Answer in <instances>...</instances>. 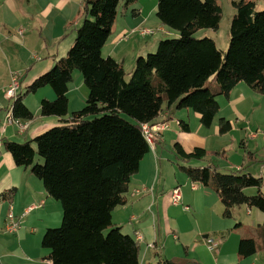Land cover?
<instances>
[{"label": "trees", "instance_id": "trees-1", "mask_svg": "<svg viewBox=\"0 0 264 264\" xmlns=\"http://www.w3.org/2000/svg\"><path fill=\"white\" fill-rule=\"evenodd\" d=\"M137 1L84 0L72 47L13 103L15 118L33 119L25 96L51 86L56 98L42 100L41 115L63 117L68 114L69 83L75 70L82 73L89 90L85 107L73 112L71 120L31 141L4 143L16 164L30 166L48 194L62 204L61 226L49 228L42 240L51 250L53 264H141L139 241L113 226L112 213L126 202L131 178L151 150L143 123L155 121L167 104L193 109L201 123L211 127L220 109L217 96H229L239 82L264 95V9L254 0L233 3L236 12L225 52L213 38L196 37L201 29H219L224 12L220 0H158V19L178 30L180 37L162 39L156 52L139 56L127 78L123 64L105 57L102 50L121 3ZM213 76L215 89L206 86ZM219 124L221 133L232 128L225 118ZM184 128L188 129L186 124ZM175 146L185 161L208 157L204 148L187 152L179 143ZM185 170L192 180L218 194L225 216L242 204L264 212L261 177L242 169L223 172L213 164ZM249 187L259 191L247 195L244 190ZM258 248L255 238H243L239 254L248 257ZM163 264L187 263L168 259Z\"/></svg>", "mask_w": 264, "mask_h": 264}, {"label": "crops", "instance_id": "crops-1", "mask_svg": "<svg viewBox=\"0 0 264 264\" xmlns=\"http://www.w3.org/2000/svg\"><path fill=\"white\" fill-rule=\"evenodd\" d=\"M83 1L0 0V264H53L51 250L43 246L42 240L49 228L61 226L62 204L48 194L43 181L30 166L16 164L4 143L7 140L31 141L44 131L71 120L74 76L79 82L77 89L86 84L75 71L69 83L68 114L63 117L41 115L42 100L56 98L51 86L26 95L24 103L34 118H18L20 123L27 125L24 131L6 121L15 101L8 97L7 91L16 75L20 82L18 95L23 94L37 77L67 54L74 44L76 29L82 23L79 11ZM220 1L224 9L227 4L232 5L235 13L233 3L240 0ZM254 1L259 9L263 8V0ZM121 5L113 32L102 52L105 57L112 56L122 63L125 70L126 61H132V69L126 70L129 78L136 59L145 55L144 49L150 43L157 49L162 39L154 37L155 41L138 45L125 37L150 25L163 34H172L175 29L158 19V0H138L128 6L123 2ZM208 36L220 47L216 37ZM245 84L239 82L229 96L217 98L220 109L211 127L201 123L194 131L193 120L201 122L200 114L193 109H178L175 105L165 104L155 119L167 121L169 127L143 157L139 171L132 176L125 194L126 202L112 213L113 226L121 227L123 233L139 241L141 264H163L168 259L187 264H264V212L242 204L225 216V205L218 194L200 181L192 180L185 170V167L212 164L223 172L242 169L262 178L264 192V95L252 93ZM221 118L231 122L230 131L220 132ZM185 124L188 129L184 128ZM176 143L187 152L204 148L208 157L199 159L195 166L180 165ZM37 161L43 162L39 156ZM178 186L182 190V203L175 205L172 191ZM244 191L247 195H255L259 188L249 187ZM29 206L34 208L23 216ZM11 212L20 221L15 232L4 230ZM243 238L257 240L256 253L248 257L239 254Z\"/></svg>", "mask_w": 264, "mask_h": 264}, {"label": "rangeland", "instance_id": "rangeland-1", "mask_svg": "<svg viewBox=\"0 0 264 264\" xmlns=\"http://www.w3.org/2000/svg\"><path fill=\"white\" fill-rule=\"evenodd\" d=\"M262 1V0H259V2ZM224 2H227L226 0H224ZM263 5H264V2H263ZM122 7V5H120V8ZM122 9V8H121ZM261 9H264V6L263 8ZM236 10V9H235ZM234 8L232 5H229L227 4L225 6V9H224V12H223V18H222V21L220 23V27L219 29L217 30H214V29H201L199 30L197 33H196V37H201V36H208L211 35V36H214L217 38V42L219 44V48L221 50H223L224 52L228 49V46H229V39H230V24H231V20L234 16ZM153 17V15H152ZM155 17V18H154ZM154 17L153 19L156 20V15L154 14ZM151 27L147 26V28H152L154 25H150ZM155 28V33L152 34V35H146V36H143L141 35L140 31H138V29L135 30V33H131L129 36L127 35L125 38L127 39H130V40H133V41H136L139 45V43H142L143 44H146V41H155L154 37H157V38H161V39H166V38H178L180 37V32H177V34H175V32L177 30H174L175 32H173L172 34H163L161 32H159V29L157 27H153ZM152 28V29H153ZM72 31H70L71 33ZM210 37V36H209ZM126 39V40H127ZM227 42V43H226ZM157 49H153V46L152 44L150 43V45H148L147 48L144 49V51H146V53H144L145 55L143 56H146L148 53H154L156 52ZM132 61H129V59L126 61V70L130 71L132 69V64H130ZM125 68V67H124ZM131 68V69H130ZM76 73L80 76V78L82 79V73L79 71V70H75ZM74 71V72H75ZM72 82V81H71ZM78 81H77V77L74 76V82L72 84L73 86V91H72V98L74 99L73 100V103L71 105V115L73 114V110H81L82 108L85 107L86 105V102H87V98H86V94L88 95L89 93V90L87 88V86H83L82 89H77L76 87L78 86ZM216 79L215 77H211L209 79V81H207L206 83V86L207 87H210L212 89H215L216 88ZM246 85V84H245ZM248 87V86H247ZM249 91H251L252 93L256 94V95H261V93L259 92H256L254 91L253 89L249 88ZM84 91V92H83ZM82 94V96H81ZM224 96V95H223ZM222 95H219L217 96V98H221V99H224ZM88 97V96H87ZM193 130H197V128L200 127L201 125V122L200 120H193ZM202 127V126H201ZM213 138L215 139V136H213ZM167 150V149H166ZM176 151V150H174ZM209 152H213L212 150H209ZM176 155H177V151H176ZM178 156V155H177ZM176 160V159H175ZM179 164L181 165H187V166H195L198 162V160H191V161H184L183 159L179 158ZM177 171H179V169H177Z\"/></svg>", "mask_w": 264, "mask_h": 264}, {"label": "built area", "instance_id": "built-area-1", "mask_svg": "<svg viewBox=\"0 0 264 264\" xmlns=\"http://www.w3.org/2000/svg\"><path fill=\"white\" fill-rule=\"evenodd\" d=\"M138 31H140L141 35L146 36V35H152L155 33L154 29L143 27L139 28ZM126 36V35H125ZM20 87V82L19 79L16 75L13 76L12 82L8 88L7 95L9 98H15L18 95V89ZM7 123L9 124H16L20 128L21 131H24L27 128V125L22 124L19 122L18 118H15L13 115V108L9 110L7 118H6ZM169 127L167 121H153V122H148V123H143L142 125V130L143 134L149 143L151 148L155 147V144L157 143V140L159 136L163 133L165 129ZM136 192H139L136 190ZM182 190L178 186L172 191V202L175 205H179L182 203ZM34 207L29 206L24 212L23 216L29 213ZM20 221L16 219V216L14 215L13 212L9 214L8 221L6 223V226L4 227V230L7 232H15L19 228Z\"/></svg>", "mask_w": 264, "mask_h": 264}]
</instances>
